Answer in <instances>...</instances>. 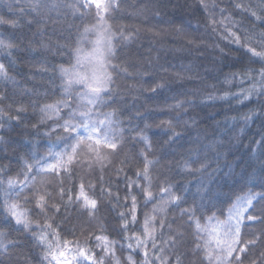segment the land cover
Returning <instances> with one entry per match:
<instances>
[{
    "label": "snow or ice",
    "instance_id": "snow-or-ice-1",
    "mask_svg": "<svg viewBox=\"0 0 264 264\" xmlns=\"http://www.w3.org/2000/svg\"><path fill=\"white\" fill-rule=\"evenodd\" d=\"M0 3L9 12L0 14V129L10 130L13 121L24 123V114L31 109L39 113L38 125L45 126L43 135L49 143H54L55 137L57 146H63L58 152L47 149L48 162L39 155L38 145L30 142L31 149L18 158L15 171L11 161L0 163V264H264V127L257 130L248 145L254 164L241 189L244 194L229 200L226 217L221 220L215 212L207 214L211 211L209 205H214L211 197L201 195L205 191L203 180L192 204L185 207L181 193L187 189L174 191L168 177L160 178L161 160L148 158L155 146L148 130L166 127V142L174 143L181 135L177 130L179 120L173 122L169 117L154 125L139 109L136 115L144 121L143 127L134 124L131 117L125 127L120 119L123 113L117 101L124 95L122 82L129 78L134 81L127 85L129 91L136 83L153 93L167 86L163 76L147 87V82L138 79L152 73L133 63L123 49L133 43L134 35L138 37L139 28L134 34L135 25L120 23L125 14L137 19L149 13L157 15L160 5L144 0H24L20 5L17 0L14 8L7 0ZM190 7L196 9L194 17L206 22V29L211 25L212 31L227 42L228 53L238 55L232 62L235 70L224 76L223 83L229 87L215 99L248 105L247 111L232 117L233 121H243L239 135L233 136L239 140L257 122L264 125V0H194ZM76 20L79 24L74 23ZM49 24L69 33L68 40L55 50L43 39ZM199 26L197 20V30ZM33 27L36 31L29 37L24 29L31 31ZM73 28L75 40L71 38ZM177 31L189 34L183 26ZM90 33L96 39L92 51L85 54L79 45ZM188 42L195 43L191 39ZM216 47L224 53V46ZM63 48L75 54L76 64L71 69L50 64L46 57L31 64L41 73H51L48 82L53 87L57 79L61 81L59 97L53 103H25L21 94L38 96L40 90L22 88L16 79L19 53L47 49L63 54ZM85 62L92 66L91 74L76 71ZM28 78L37 79L35 72L30 71ZM74 84L81 85L83 91L74 89ZM186 106L193 105L178 101L169 108L179 111ZM38 125H33L37 137ZM130 141L140 146L138 152L134 148L126 150ZM0 144L6 151L3 136ZM209 159L185 158L184 171L199 172L210 180ZM196 163L199 168L190 167ZM97 168L101 173L99 195L96 185L86 181L87 174L95 173ZM106 168H114L117 177L124 174L127 191L123 204L118 192L111 190L112 182H104ZM129 168L135 169L134 177L127 175ZM73 178L77 182L68 185ZM105 201L118 213V231H109L101 223ZM141 202L145 208L152 204L142 219ZM64 223L71 224L67 234L76 237L79 232V237L64 238ZM113 232L120 239H112ZM28 247L40 250L39 260Z\"/></svg>",
    "mask_w": 264,
    "mask_h": 264
},
{
    "label": "trees",
    "instance_id": "trees-1",
    "mask_svg": "<svg viewBox=\"0 0 264 264\" xmlns=\"http://www.w3.org/2000/svg\"><path fill=\"white\" fill-rule=\"evenodd\" d=\"M23 2L24 0H20V5H23ZM144 2L160 5L159 14L152 15L149 13L147 17L139 19L128 14L124 15L120 23L135 25L136 27L132 28V32L137 33V27L139 32L138 37L133 36V43L123 51L132 57V62L138 67L147 68L152 73V75L138 78L147 82L144 87H147L152 81L159 82L161 76L167 78V86L153 93L144 91L141 85L136 83L135 88L129 91L127 85L133 84L134 81L129 78L126 82H122L121 88L124 90V95L117 101L121 105L123 113L120 119L125 127L129 123V117L132 118L134 124L139 123L140 127H143L144 121L136 115V110L139 109L143 115L148 116L149 122L154 125L169 117L173 118V122L179 120L177 130L181 135L175 139L174 143L166 142L169 131L166 127L154 126L148 130V134L155 142L153 153L148 158L161 160L163 167L158 166L161 173L160 178L168 177L174 186V191L181 193L182 189H187L181 193L186 200L185 207L192 204V200L197 194V186L203 180L205 191L201 195L211 197L214 205V207L209 205L211 211L207 214L210 215L215 212L223 220L227 214L229 200L244 194L241 189H244L247 183V174L253 170L254 164L249 155L248 145L257 135V130L264 125L257 122V124L252 125L247 135L241 136L239 140L233 139L234 135H239L243 121H233L232 117H238L240 113L247 111L248 105L237 103L235 100L215 99V97L223 96L222 89L229 87L223 83L224 76L229 71L235 70L232 62L238 59V55L236 52L228 53L227 42L212 31V26L208 25L206 29V22L193 16L196 9L190 5L194 3V0H144ZM224 2L227 3L228 0H224ZM7 3L14 8L18 6L17 0H7ZM0 14L9 15L8 7L5 4L0 3ZM189 20L192 21L191 25L188 23ZM197 20H199L200 25L198 30L196 29ZM74 23L79 24V21L76 20ZM182 26L187 29L188 35H182L177 31ZM64 27L67 28L68 26L65 25ZM35 31V27L31 31L24 29L25 34L29 37ZM154 33L159 34L154 35ZM68 38V31H60L59 25L49 24L43 39L50 49L55 50L59 44L65 43ZM71 38L72 40L76 39L74 28ZM91 39L92 33L88 34L79 46L85 51L89 50L88 42ZM189 39L194 40L195 43L190 44ZM36 40L39 43L40 37L37 36ZM217 44L225 47L224 53H221L220 48L216 47ZM231 47L235 48L236 46L231 45ZM61 51L63 54H55L47 49L19 53L20 61L15 69L16 79L22 88L40 90L38 96L21 94L20 99L24 100L25 103H32L33 101L53 103L59 97L61 81L57 79L56 87H53L48 82L51 73H41L33 69L31 64L42 57H46L50 64L62 65L64 68L72 67L75 62V54H70L68 48H63ZM70 56L71 63H69ZM30 71L35 72L37 79L28 78ZM72 87L81 91L80 87ZM209 96L213 99H209ZM74 97L75 93L73 94ZM178 101H186L187 105L193 106L172 111L169 106L175 105ZM104 111H111V109L105 108ZM24 115L27 116L24 123L17 124L16 121H13V127L10 130L7 128L0 129V136H3L7 143L6 151L4 144H0V157H3L0 159V163L6 164L11 161L13 171L16 170L18 158L31 149L30 142L38 145L39 155L44 156L45 159H48L46 152L49 147L53 152H58L63 147L62 145L57 146L58 142H55V137H53L54 143L50 144L48 138L43 135L46 129L45 126L38 125V112L34 113L29 109ZM34 124L39 127V137L36 136ZM133 148L137 152L140 150V146L134 145L130 141L126 150ZM205 156L210 158L211 168H209V172H212L210 180L206 176L202 177L199 172L184 171L183 162L185 158L195 161L203 160ZM48 162L51 160L48 159ZM199 166V163L190 165L192 168H199ZM114 171V168L105 169L104 182L106 184L108 181L112 182L111 190L118 192L123 204L124 194L127 191L124 186V174L117 177L113 174ZM100 174V169L97 168L95 173H88L86 176V181L91 180L96 185L95 192L97 195H99ZM127 175L134 177L135 169H127ZM76 182V179L73 178L68 181V185ZM88 191H92V189H88ZM140 199L142 201L143 197L141 196ZM128 203L130 204V201ZM207 203L208 200L205 199V204ZM105 205L106 210L102 211L101 223L109 231L113 229L118 231V213L113 212L111 203L105 201ZM151 208L152 204H148L145 208L141 202L139 205L141 219L143 213L151 211ZM176 214L179 215L178 210ZM56 223L59 224L60 221L57 220ZM70 227L71 224L69 223L61 224L65 233L64 238L74 240L79 237V232H77L76 237L67 234ZM111 238L120 239L115 235V232L112 233ZM27 239L30 241L31 237H27ZM200 242L203 243V241ZM117 247L120 245L117 244ZM28 251L32 253L35 260L40 259L38 248L33 250L28 247ZM127 251L125 250V254Z\"/></svg>",
    "mask_w": 264,
    "mask_h": 264
},
{
    "label": "rangeland",
    "instance_id": "rangeland-1",
    "mask_svg": "<svg viewBox=\"0 0 264 264\" xmlns=\"http://www.w3.org/2000/svg\"><path fill=\"white\" fill-rule=\"evenodd\" d=\"M95 39H96L95 34H92V39L88 42V43H89V50H87V51L83 50V52H84L85 54L90 53V52L92 51V49H93V43H92V41H94ZM75 64H76V59H75L74 65H75ZM72 67H73V66H72ZM72 67H70L69 69H71ZM91 70H92V66L89 65V64H87L86 62H85V65H84L83 67L77 66V68H76V71H79V72H81V73H85V72H86V73H88V74H91ZM72 86L80 87V90L83 91L81 85L74 84V85H72ZM213 223H214V222H213Z\"/></svg>",
    "mask_w": 264,
    "mask_h": 264
}]
</instances>
